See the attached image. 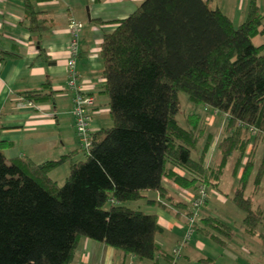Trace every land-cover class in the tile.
Instances as JSON below:
<instances>
[{
    "label": "trees",
    "instance_id": "16d2710c",
    "mask_svg": "<svg viewBox=\"0 0 264 264\" xmlns=\"http://www.w3.org/2000/svg\"><path fill=\"white\" fill-rule=\"evenodd\" d=\"M33 1L24 0L23 22L40 36L45 18ZM209 1L143 0L102 35L112 125L91 133L90 148L81 150L83 160L74 159L72 151L41 163L6 161L0 141V264H70L81 237L153 260L161 252L157 217L125 203L144 191L165 195V177L182 187L215 186L229 157L236 154V173L248 143L264 142V41L253 42L264 34L263 14L250 0L244 21L236 26ZM179 91L192 108L206 105L227 115L217 143L218 164H204L213 134H205L200 114L189 113L180 125ZM22 95L32 102L52 99L51 93L34 90ZM250 128L255 129L252 137ZM64 162L69 172L60 186L48 173ZM252 168L249 157L230 197L245 212L242 224L250 233L264 225V210L253 208L252 196L244 193ZM263 174L264 152L253 191ZM198 222L195 229L216 240L232 235L218 218Z\"/></svg>",
    "mask_w": 264,
    "mask_h": 264
},
{
    "label": "crops",
    "instance_id": "0c3cea01",
    "mask_svg": "<svg viewBox=\"0 0 264 264\" xmlns=\"http://www.w3.org/2000/svg\"><path fill=\"white\" fill-rule=\"evenodd\" d=\"M142 1L34 0V8L42 12L45 18V30L38 36L37 33L28 31L23 22L24 0H0V58L4 54L9 55L4 60H0V141L5 143L3 152L6 161L20 158L41 163L57 159L72 151H76L73 158L77 157L80 148L71 114L73 90L68 86L66 67L70 37L67 28L70 20L82 23L79 32L81 52L75 60V70L80 75L77 85L94 97L90 120L91 132L109 127L104 126L107 125L105 123L110 115L109 99L104 88L105 77L102 74L100 42L105 32L112 31L117 26V21L131 14ZM249 1L210 0L209 2L212 7H218L235 25L244 21ZM256 2L263 14L264 26V11H262L264 0H256ZM259 35L264 39V34ZM32 90L51 93L52 99L34 101L32 106H18L17 103L25 99L22 93ZM201 107L204 113L199 114L205 134L210 132L213 134L212 142L204 157V164L215 165L220 160L217 143L223 136L225 118L224 114L206 105ZM253 135L251 134V137ZM203 143L204 136L199 139L195 150L196 158ZM260 143L264 144L263 141L257 140L246 146L240 167L235 173L238 179L246 159L249 158L250 153L252 154L253 148ZM252 161L251 172H254L252 178L250 173L248 180L252 182L249 195L252 196L253 208L263 209L255 198L258 191H253V179L261 160L255 170V160ZM65 163L67 162L61 165ZM169 166L179 176L191 178L180 167ZM58 167L48 173L53 180L55 179L52 172ZM263 178L264 174L258 187L261 186ZM219 183L220 177L217 185H210L214 197H208L206 204L202 206L205 210L200 211V218L212 216L230 226L228 219L232 209L228 204L229 201L233 203L230 200L232 195L228 196L219 190ZM162 185L165 195L162 196L157 191H144L138 200L133 201L137 206L130 207L155 214L157 217L161 230L155 240L161 252L153 260L124 254L109 245L81 237L70 264H264V236L260 234L264 233V225L258 226L254 233L248 232L242 224L245 215L239 223L242 238H239L238 243L232 238L233 232L230 238L219 241L204 233L205 230H196L173 263L172 251L185 233L189 199L195 192V186L182 187L168 177L163 178ZM211 202L214 206L209 208ZM216 204L222 207L218 209ZM198 225L202 226V222L199 221ZM240 253L246 254V260H242Z\"/></svg>",
    "mask_w": 264,
    "mask_h": 264
},
{
    "label": "built area",
    "instance_id": "2783aa9c",
    "mask_svg": "<svg viewBox=\"0 0 264 264\" xmlns=\"http://www.w3.org/2000/svg\"><path fill=\"white\" fill-rule=\"evenodd\" d=\"M81 28L82 23L75 20H70L67 28L70 37L68 41L69 57L66 61V67L68 73V86L73 90L71 114L73 117V124L78 145L80 150L88 151L92 144L90 120L92 109L94 106V97L91 94L85 93L83 88L77 85V81L80 75L75 70V60L81 52L79 45V32ZM32 104V101L26 99L21 100L17 103L18 106H32ZM226 116L227 115L224 114V118H226ZM250 131L252 134H255V129L250 128ZM207 200L208 187L203 182H199L195 187L194 194L189 199V208L186 215L185 233L182 237V240L174 247L172 251L173 263L180 256L182 247L188 243V241L195 233V226L200 219V210L202 206L206 204Z\"/></svg>",
    "mask_w": 264,
    "mask_h": 264
},
{
    "label": "rangeland",
    "instance_id": "374dc122",
    "mask_svg": "<svg viewBox=\"0 0 264 264\" xmlns=\"http://www.w3.org/2000/svg\"><path fill=\"white\" fill-rule=\"evenodd\" d=\"M262 11H264V9H262ZM239 23L240 22L235 23V25L237 26ZM263 40H264L263 37H261L260 35L253 38V42L255 44H259ZM178 97H179L180 104H181V111L177 115V119H178L180 125H183V126L185 125L184 121H185L186 116L189 113H191L193 111H196L197 113H200V114L202 112L204 113L203 108L201 106L196 108V109L192 108V105L189 102L187 95L184 91H179ZM105 124H107V125H104V126H111L112 125V121L110 120V118H107V123H105ZM252 151L253 152H252V154L250 153L249 157H250V159L255 160V167H254V170H255L257 168L260 160H261L262 155H263L264 144L260 143L258 146H256V148L254 147ZM192 157L196 158L195 151H192ZM84 158H85V153L82 152L81 150H78L77 157H75V159L83 160ZM233 162H234V155L229 157L227 163L222 168V172H221V176H220L219 190H221L225 194H228V196L233 194V192H234V190L237 187L238 182H239V179L236 177V174L232 172ZM68 172H69V163L67 162V163L59 166L57 169H55L54 172H52V176L57 181V184L61 186L63 184L64 179L67 176ZM253 172L254 171L251 172L252 175L250 174L251 178L253 177ZM251 183L252 182H250V181L248 182V187H246V189L244 191L245 195L250 194V190L252 188ZM257 191H258V195H257V197L255 196V198L258 201V203L261 204V207L264 209V178H263V181L261 182V186H259L256 189V192ZM212 192H213V189H211V187L209 186L208 187V197H214ZM126 204H127V206L132 207V208L137 206L136 205L137 203H135L133 201H128V202H126ZM254 205H256V204L254 203ZM213 206H214L213 202L209 203V205H208L209 208H212ZM216 206L218 207V209L222 207L219 204H216ZM228 206L231 207V209H232V211L229 212V218L230 219H228V220H230L229 221L230 226L233 228V237L232 238L235 239L238 243L239 238H242L240 235L239 223L241 222L242 216L245 215V212L243 210H241L240 208H238L235 204L231 203L230 201H229ZM201 209L205 210V208H203V207ZM218 212H220V211H218ZM194 234H193V236H194ZM239 256L242 258V260H246V257H247L246 254L240 253Z\"/></svg>",
    "mask_w": 264,
    "mask_h": 264
}]
</instances>
